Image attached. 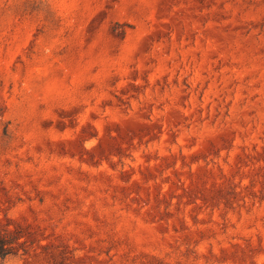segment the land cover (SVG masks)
<instances>
[{"label":"rangeland","instance_id":"1","mask_svg":"<svg viewBox=\"0 0 264 264\" xmlns=\"http://www.w3.org/2000/svg\"><path fill=\"white\" fill-rule=\"evenodd\" d=\"M0 264H264V0H0Z\"/></svg>","mask_w":264,"mask_h":264},{"label":"trees","instance_id":"2","mask_svg":"<svg viewBox=\"0 0 264 264\" xmlns=\"http://www.w3.org/2000/svg\"><path fill=\"white\" fill-rule=\"evenodd\" d=\"M18 237L10 231H0V260L16 252V239Z\"/></svg>","mask_w":264,"mask_h":264}]
</instances>
